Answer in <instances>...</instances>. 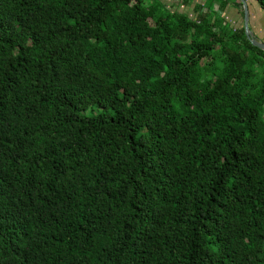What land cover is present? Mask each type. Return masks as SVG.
Here are the masks:
<instances>
[{"label":"trees","instance_id":"trees-1","mask_svg":"<svg viewBox=\"0 0 264 264\" xmlns=\"http://www.w3.org/2000/svg\"><path fill=\"white\" fill-rule=\"evenodd\" d=\"M174 2L0 0V264H264V52Z\"/></svg>","mask_w":264,"mask_h":264},{"label":"water","instance_id":"water-1","mask_svg":"<svg viewBox=\"0 0 264 264\" xmlns=\"http://www.w3.org/2000/svg\"><path fill=\"white\" fill-rule=\"evenodd\" d=\"M243 5V29H244V35L246 39L250 42V44L259 50L264 52V43L259 42L253 35V33L249 29V18H250V12L248 5L245 0H237Z\"/></svg>","mask_w":264,"mask_h":264},{"label":"crops","instance_id":"crops-1","mask_svg":"<svg viewBox=\"0 0 264 264\" xmlns=\"http://www.w3.org/2000/svg\"><path fill=\"white\" fill-rule=\"evenodd\" d=\"M249 29L259 42L264 43V16L259 13L256 17H250Z\"/></svg>","mask_w":264,"mask_h":264},{"label":"rangeland","instance_id":"rangeland-1","mask_svg":"<svg viewBox=\"0 0 264 264\" xmlns=\"http://www.w3.org/2000/svg\"><path fill=\"white\" fill-rule=\"evenodd\" d=\"M170 1H171V3H167L168 5H170V6L172 5V6H176V7L178 6V3L177 2L175 3L174 0H170ZM195 1H198V0H195ZM247 2H249V6L252 7L251 12H253V14L255 16H257L259 13H260V16H264V13L261 12L259 5L254 0H248ZM232 15H233V13L230 15V17H233ZM226 17H229V16L227 15Z\"/></svg>","mask_w":264,"mask_h":264}]
</instances>
